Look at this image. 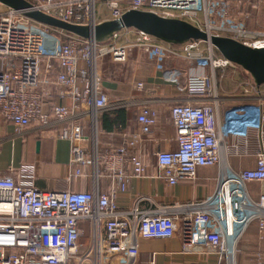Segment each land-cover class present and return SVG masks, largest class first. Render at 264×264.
<instances>
[{
    "label": "built area",
    "instance_id": "1",
    "mask_svg": "<svg viewBox=\"0 0 264 264\" xmlns=\"http://www.w3.org/2000/svg\"><path fill=\"white\" fill-rule=\"evenodd\" d=\"M30 2L35 10L92 26L119 18L129 9L152 11L185 19L211 34L228 35L252 47L264 48V30L247 28L244 20L232 15L227 0ZM218 5L222 8L218 9ZM111 40L112 43H105ZM201 43L190 40L176 48L175 44L134 28L123 29L111 39L98 42L40 23L26 16L24 10L0 2V116L19 131L31 126L68 125L57 135L72 143L70 163L75 168L74 176L81 175L82 165H92L97 174L101 159L112 183L109 193L43 190L35 185L33 165L22 166L19 180L0 174V264H71L80 247L81 220L90 222L92 244L97 252L103 247L108 254L124 253L130 259L139 254V237L171 238L179 234L183 254L203 257V261L197 259L190 264H239L243 254L240 244L254 225L264 241V193L254 198L248 188L250 182H264L263 139L259 137L255 167L235 170L231 166L230 151L238 148L239 143L231 145L230 136L236 133L238 118L234 112H227L223 120L220 118L217 93L204 72L188 74L189 98L171 107L177 147L159 149L155 156L157 177L170 185L182 179H195L199 167L218 165L217 186L211 196L190 204L148 210L119 207L115 193L126 189L128 170L136 175L145 171L143 143L157 122V110L149 104L140 108V129L122 145L99 156V113L132 104V101L111 100L102 91L97 70L99 60L109 56L122 63L133 48H139L158 63L176 56L203 63L205 58L198 50ZM209 54L213 78L217 68H242L216 54L212 46ZM50 83L55 93L69 98L71 104L49 101L44 87ZM144 85L140 81L137 88L143 90ZM254 85L259 92L264 87L257 86L255 81ZM250 90L251 87L246 89ZM82 105L87 109H81ZM83 116L92 125L90 150L79 145L84 135L76 119ZM245 145L249 153L248 139ZM254 264H264V253L254 256Z\"/></svg>",
    "mask_w": 264,
    "mask_h": 264
},
{
    "label": "crops",
    "instance_id": "2",
    "mask_svg": "<svg viewBox=\"0 0 264 264\" xmlns=\"http://www.w3.org/2000/svg\"><path fill=\"white\" fill-rule=\"evenodd\" d=\"M258 11V15L255 10L250 11L247 24L252 29L262 31L264 12ZM123 42L121 39L120 43ZM175 45L179 48L181 44ZM97 70L101 89L111 100L132 101L128 107L99 113L97 129L100 158L107 151L122 145L133 132L140 129L138 114L143 105L149 104L157 110L156 125L146 135L142 148L145 171L142 175H136L128 170L126 189L115 193L119 207L131 210L137 206L140 210H148L163 205L190 204L211 196L217 186L220 172L218 165L199 167L195 179H182L177 184L170 185L157 177L155 156L159 149L172 150L177 147L171 107L174 103L189 98L186 82L188 74L212 73L209 63L190 62L183 56L169 57L158 63L153 56L139 48H133L128 59L122 63L109 56L101 58ZM218 74L221 79L217 82L215 78L212 86L218 96L217 112L222 120L227 112H234L238 118L237 130L230 136V143H239V147L231 149L229 163L235 170L253 168L256 165L255 152L260 145L259 137L264 143V87L261 92L255 90L254 79L242 68H221L218 69ZM54 80L52 75L50 81ZM140 81L145 84L143 90L137 88ZM250 87L251 90L246 91ZM44 89L49 101L71 104L69 98H62L55 93L53 83L45 85ZM81 109L85 110L87 106L82 105ZM76 122L82 125L84 135L79 145L90 150L91 121L83 116L77 118ZM66 126L68 125L53 124L43 128L31 126L19 131L12 122L0 116V174L19 180L22 166L33 165L35 185L40 189L111 192L112 183L101 159L97 174L92 165H82L81 175L74 176L75 168L70 163L72 143L57 135ZM247 139L249 153L246 152ZM248 188L252 197L259 198L264 193V182H250ZM79 225L82 229L80 247L71 264H190L197 259L203 261L202 256L182 253L179 234L171 238L139 237V254L133 259L124 253L108 254L103 247L97 252L92 244L90 222L81 220ZM240 249L243 254L239 264H254V256L258 252L264 253V241L260 240L255 225L245 235ZM208 261L214 262V259L208 258Z\"/></svg>",
    "mask_w": 264,
    "mask_h": 264
},
{
    "label": "water",
    "instance_id": "3",
    "mask_svg": "<svg viewBox=\"0 0 264 264\" xmlns=\"http://www.w3.org/2000/svg\"><path fill=\"white\" fill-rule=\"evenodd\" d=\"M0 2L24 10L26 16L40 23L98 42L107 41L126 28L144 31L171 44L179 45L190 40L205 42L223 57L249 72L257 86L264 85V48L252 47L228 35L211 34L185 19L165 17L152 11L129 9L119 18L104 20L92 26L68 22L41 10H35L29 0Z\"/></svg>",
    "mask_w": 264,
    "mask_h": 264
},
{
    "label": "rangeland",
    "instance_id": "4",
    "mask_svg": "<svg viewBox=\"0 0 264 264\" xmlns=\"http://www.w3.org/2000/svg\"><path fill=\"white\" fill-rule=\"evenodd\" d=\"M30 1H36V0H30ZM227 1H229L231 3L232 15L234 17H236L237 19L244 20L246 22V27L249 29H252L247 24V20H248L249 16L251 15L250 11L255 10L256 15H258L257 14L258 10H260L262 13L264 12V0H227ZM252 7H255V9H253ZM221 8H222V5H218V9H221ZM258 13H259V11H258ZM244 14H247L248 16L246 15V17H245ZM253 30H255V29H253ZM112 42H113V40L105 42V43L107 44V43H112ZM198 50L200 53H202V56L205 58L203 61L209 63L210 54H209L208 44L205 42L201 43ZM148 54L150 56H152L150 53H148ZM209 65H210V63H209ZM218 69L219 68H217L214 71V74H215L214 77L216 78L217 82H219V80L221 79V75L218 74ZM225 69H227V68L225 67ZM209 78H210V85L212 87L213 83H214L213 81L215 79V78H213V73L209 74ZM212 89H213V87H212ZM207 95L211 96L212 94H207ZM223 264H225V262H223Z\"/></svg>",
    "mask_w": 264,
    "mask_h": 264
},
{
    "label": "trees",
    "instance_id": "5",
    "mask_svg": "<svg viewBox=\"0 0 264 264\" xmlns=\"http://www.w3.org/2000/svg\"><path fill=\"white\" fill-rule=\"evenodd\" d=\"M203 43V42H202ZM215 50V52H216V54H220L216 49H214Z\"/></svg>",
    "mask_w": 264,
    "mask_h": 264
}]
</instances>
